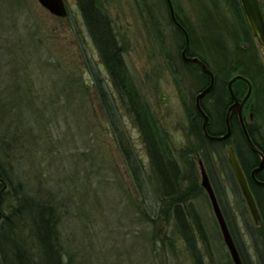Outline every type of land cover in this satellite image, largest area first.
I'll return each instance as SVG.
<instances>
[{
	"label": "rangeland",
	"instance_id": "1",
	"mask_svg": "<svg viewBox=\"0 0 264 264\" xmlns=\"http://www.w3.org/2000/svg\"><path fill=\"white\" fill-rule=\"evenodd\" d=\"M64 1L68 15L57 18L38 0H0V132L17 146L13 155L20 174L36 196L57 210L59 231L72 264H193L184 240L171 235V221L150 223L140 215L137 192L94 89L93 73L107 80L105 71L75 0ZM194 1L212 14L209 0ZM173 2L192 23L196 38H205L193 2ZM218 2L224 22L237 31L223 0ZM101 4L125 47L126 68L156 122L158 137L184 168L182 150L195 152L184 103L188 104L195 89L171 73L169 61L176 53V41L161 4L158 0H145L146 7L141 0H101ZM253 42L264 63L263 48L254 37ZM220 43L221 60H228L225 51L231 43L223 39ZM113 98L153 197L157 188L145 144L127 111ZM247 113L244 116L250 123ZM222 155L227 160L226 149ZM191 156L187 159L194 162L195 181L202 190L190 202L205 229L208 252L197 232L195 245L203 264H233L208 194L201 187L198 155ZM204 167L248 264H258L259 249L245 224L259 227L260 223L251 219L236 183L245 207L243 213L239 210L217 156L210 165L204 162ZM228 171L233 173L230 166ZM167 237L168 246L157 252L153 246Z\"/></svg>",
	"mask_w": 264,
	"mask_h": 264
},
{
	"label": "trees",
	"instance_id": "2",
	"mask_svg": "<svg viewBox=\"0 0 264 264\" xmlns=\"http://www.w3.org/2000/svg\"><path fill=\"white\" fill-rule=\"evenodd\" d=\"M209 1L212 6V14L206 12L205 8L197 1L191 0L195 6L194 10L198 14V21L204 32L207 33V36L199 41L188 17L182 13L181 8L173 0H170L177 22L189 37V46L185 53L191 57L199 58L214 76L212 88L201 99L202 108L209 118L206 135L201 127L203 118L194 107L193 96L208 87L210 77L196 63L185 64L180 57L178 58V53L184 47L185 36L180 28L173 24L166 0H158L163 13L168 18L172 35L176 41V53L170 55L171 60L169 61L172 72L179 73L176 75L177 81L179 79L182 84H189L195 89L192 95L189 93L188 104L184 103L189 120L188 130L195 140V152L182 150L185 169L174 159L165 141L157 135L156 122L146 103L141 100L137 89L134 88L128 68H126L123 58L125 47L117 37L101 0H75V3L89 38L92 39L98 59H100V66L106 74L107 80L101 78L98 73H93L94 89L98 102H100V108L109 125L110 133H112L114 144L121 154L123 165H125L137 192L139 200L137 207H139L141 217L150 223L156 221L170 223L171 221V235H176L184 240L193 264H203L199 249L195 245L194 233H198L197 235L207 252L209 242H207L208 238L200 216L190 202L202 189L195 181L194 162L187 157H192V154L198 155V159L202 161L203 165L204 162L210 165L213 157L217 156L226 179L229 181L230 189L235 194L239 210L243 213L245 207L239 200L237 182L234 181L233 173L228 171V160H225L222 155L225 146L230 145L236 152L241 168L249 182L250 191H252L261 212L259 227H251L246 221L244 223H246L247 234L252 244L255 249H259L257 262L264 264V254L263 251L261 252L264 250V188L256 181L258 176L259 179L264 180L262 178L264 171L257 172L254 178H251V172L261 160L260 154L264 158V63L261 62L253 42V36L248 31L239 0H223V8L231 14L237 31L224 22L220 11H218V0ZM141 2L146 7L145 0H141ZM259 3L264 15V1L259 0ZM221 39L231 43L230 49L225 51V54H229L228 60L225 58L221 60ZM215 46L218 47L219 52ZM236 76L242 77V79L233 80L231 84L233 95L238 99L244 98L249 85L251 87L247 102L255 106L252 111L254 118L245 126L249 138L259 149V153H254L249 148L235 112L229 116L231 128L229 137L223 140L213 138L226 132L225 115L233 100L229 94L228 83ZM106 82L108 83L106 84ZM113 97H116L123 110L127 111L131 122L145 144L157 188L155 193L153 192V197L149 192L144 165L135 153L134 145L131 143L129 133L125 130L124 122ZM2 128L0 126V129ZM0 136V264H72L70 256L65 250L61 231H59L57 210L48 200L35 195L36 193L21 176L17 159H14L13 154L16 153L14 150L17 149V146L14 141L7 140L5 133ZM221 213L230 234H232L243 264H248L245 255H243V248L237 239L238 235L228 220V213L224 209H221ZM153 238L157 240L155 236ZM166 241H168V237L158 240L153 246L154 249L160 252L162 247L168 246ZM170 245L171 243H169Z\"/></svg>",
	"mask_w": 264,
	"mask_h": 264
},
{
	"label": "water",
	"instance_id": "3",
	"mask_svg": "<svg viewBox=\"0 0 264 264\" xmlns=\"http://www.w3.org/2000/svg\"><path fill=\"white\" fill-rule=\"evenodd\" d=\"M39 4L49 11L50 14H52L55 17L65 18L68 14V8L65 5L64 0H38ZM169 7V13L171 16V20L173 24L177 25L182 33L185 36L184 41V47L181 51V55L183 57L184 62H194L197 65L200 66L201 70L207 74L210 77V83L207 88L201 90L200 92L196 93L195 95V106L198 109L200 117L203 118L202 122V129L204 133L207 135V129L206 126L209 123V118L204 111V109L200 105V100L205 96L210 89L212 88V84L214 82V76L212 73L208 70L207 66L196 57H186L185 52L189 46V37L188 34H186L184 28L177 22L175 14L173 13V6L170 0H166ZM241 10H243L244 19L247 24L248 31L252 34V36L256 39V42H258L259 46L263 48L264 50V15L262 12V9L260 8L259 0H239ZM235 79H242L241 76H236L232 78L228 83V90L231 97H233L234 102L232 105L229 106L226 115H225V124H226V132L223 133L221 136L213 137L217 140H223L227 137H229L231 133V128L229 126V119L230 114L232 112H235L239 122L240 127H242V132L244 135V138H246L247 143L249 145V148L252 149L254 153H259V149L255 147L253 144L251 138H249V134L247 131V127L245 126V120L242 117V104L248 99L249 93L251 90V87L249 85L248 90L241 102H238L236 96L233 95L232 92V82ZM212 138V137H211ZM212 138V139H213ZM225 149L227 151V160L230 166L231 171L233 172L234 180L237 182L238 189L241 193L242 199L246 204L247 211L250 213L251 219L254 223L258 224L259 218H260V212L258 211L257 203L254 199L252 191H250L249 182L244 174V171L241 168L240 162L237 158L236 152L230 145H226ZM260 162L256 166V168L253 169L251 172V178H254V175L262 170V167L264 165V158L262 157V154H260ZM199 169L201 172V187L205 190V192L208 194L209 201L212 206V211L215 216L216 222L219 226L220 235H222L223 244L226 246L227 252L229 253V256L231 257L233 264H243L241 255H239L237 246L234 243L232 234H230L228 225L225 222L224 216L221 213L220 205L216 199V195L213 192L211 183L208 179V174L205 171L204 165L201 160H198Z\"/></svg>",
	"mask_w": 264,
	"mask_h": 264
},
{
	"label": "flooded vegetation",
	"instance_id": "4",
	"mask_svg": "<svg viewBox=\"0 0 264 264\" xmlns=\"http://www.w3.org/2000/svg\"><path fill=\"white\" fill-rule=\"evenodd\" d=\"M185 55H186V57H191L190 55H187L186 53H185ZM178 58L180 57L181 58V60L184 62V60H183V57H182V55H181V51L178 53ZM185 64H192V62H184ZM177 72V71H176ZM171 73H173L172 71H171ZM174 75H175V77H176V75L177 74H179L178 72L177 73H173ZM177 78V77H176ZM196 95V94H195ZM195 95L193 96V98L195 97ZM237 98V97H236ZM237 100H238V102H241L242 100H243V98H241V99H238L237 98ZM201 101V100H200ZM248 100H246L243 104H242V113H243V118H244V120H245V123H247L246 122V117L244 116L245 115V112L246 111H248V118H249V120H253V118H254V116H253V113H252V111H254V109H255V106H253L252 104H250V103H248L247 102ZM234 102V99L232 100V103ZM193 103H194V107L196 108V106H195V98H194V101H193ZM232 103L230 104V105H232ZM201 105V104H200ZM201 107H202V105H201ZM196 110H197V112H198V109L196 108ZM199 113V112H198ZM262 171H264V165H263V167H262V170H260V171H258V173H260V172H262ZM259 177V176H258ZM256 178V181L260 184V186L261 187H263L264 188V180H261V179H259V178ZM262 178L264 179V174H263V176H262ZM258 206V205H257ZM258 211H259V208H258ZM260 212V211H259ZM260 218H261V212H260ZM260 220V219H259Z\"/></svg>",
	"mask_w": 264,
	"mask_h": 264
}]
</instances>
